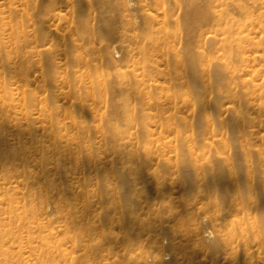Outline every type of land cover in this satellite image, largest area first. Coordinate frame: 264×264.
<instances>
[{
  "label": "bare ground",
  "instance_id": "6f19581e",
  "mask_svg": "<svg viewBox=\"0 0 264 264\" xmlns=\"http://www.w3.org/2000/svg\"><path fill=\"white\" fill-rule=\"evenodd\" d=\"M42 1L46 9L39 15L40 39L43 47L50 41L46 46L50 53L61 51L52 54L48 66L54 69L60 93L67 101L60 104L52 93L47 97L44 89L28 83L30 67H21L18 71L12 66L10 78L18 84L16 95L20 100L16 103V95L6 89L0 70V179L3 180L0 184V264L3 260L13 263V249H8L6 244L18 236L19 227L31 241L30 264H160L161 248L173 264H204L195 258L208 247L205 239L209 240L210 235L203 234L198 214L189 212L183 205V194L179 201L187 215L177 216L179 211L170 216L148 213L153 204L161 201H169L177 209L178 204H173L176 188L183 190L186 184L195 188V197L199 193L206 199L219 193L218 210L212 204L204 211L211 213L210 209H215L216 213L208 215L212 231L229 248L220 230L228 227L233 216L238 214L233 219L249 216L253 222L255 216L264 218V200L257 198L245 209L226 191L248 183L249 158L254 179L259 181L264 176V147L253 141L258 131L247 129V123L261 121L257 114L264 112V79L258 81L262 70L258 72L255 58L249 57V51L264 50V37L252 35L256 27L264 29V0H83L76 22L81 28H88L90 21L97 19L103 24L99 33L89 30L83 33L71 27L70 13L64 15L55 7L63 0ZM95 3L112 9L114 18L104 17L101 10L97 12ZM89 5L94 6L93 12L89 11ZM63 18L69 22L72 42L61 49L51 41L59 30L54 28L57 32L53 33L49 23ZM23 40L19 36L9 38L14 46ZM112 42L118 45L112 46ZM207 42H210L208 47ZM6 46L0 38V54H8ZM211 49L223 58L219 72L227 79L217 91L228 100L225 110L233 112V131L238 134L240 151L238 156L227 152L225 143L212 139L199 145L202 153L197 152L195 144H190L184 147L186 157H173L170 144L152 145L150 121L185 122L188 112L194 108L190 93L195 80L206 91L214 89L212 82H205L207 64L212 61V58L206 59V54H211ZM40 50L33 49L32 54H40ZM117 53L124 54L126 63L115 59ZM101 58L112 61L117 70L113 73L106 70L99 63ZM10 61L7 56V62ZM68 67L76 68L78 73L74 79L70 78ZM181 90L184 92L179 97L177 93ZM110 92L111 110L101 111V104ZM74 96L76 99L71 100ZM34 112L38 113L37 119L33 117ZM62 115L71 117L69 136L61 133ZM200 115L202 120L207 118L203 108ZM31 118L52 125L46 133V126L30 123ZM102 119L108 122L107 138L119 144L112 146L114 158L104 161L101 168L105 173L115 171V178L122 181L124 190L120 192L109 180L106 182L109 195L116 199L120 194L125 202L114 205L108 216H77L72 214L74 211H70L69 205L78 204L80 199L74 197L69 202L62 186L55 185V175L79 170L85 164L95 165L92 140L98 128L95 123ZM133 120L144 122L147 137L142 151L129 147L130 142L125 140L128 131L120 124ZM28 136L40 143L30 148ZM106 140L102 135L100 141ZM86 141L89 144L83 145ZM83 154L86 158H81ZM67 162H72L73 167L68 169ZM72 187L86 190L82 183ZM47 203L54 204L62 216L42 217V208ZM81 203L86 209L84 213H88L91 204L87 195H83ZM128 203L134 205L126 207ZM168 210V206L163 209ZM219 216H224L226 221L221 222ZM259 239L257 232V241L250 245L252 249ZM240 248L239 255H244L243 242ZM239 255L236 264H244Z\"/></svg>",
  "mask_w": 264,
  "mask_h": 264
},
{
  "label": "rangeland",
  "instance_id": "374dc122",
  "mask_svg": "<svg viewBox=\"0 0 264 264\" xmlns=\"http://www.w3.org/2000/svg\"><path fill=\"white\" fill-rule=\"evenodd\" d=\"M65 1L66 0H63L57 3L55 5L56 10L61 11L64 15L66 13L67 14L70 13L69 19L70 20L72 19L71 21L74 23L76 22L75 17L77 16L78 9H81L83 6L82 5L83 0L81 1L80 0H70L71 2L73 1L72 4L71 2L70 4H68L67 2L65 3ZM132 1L133 0H131V2ZM133 2H136V0H134ZM43 5H45V3L42 0H27V1L26 0H0V11H1L0 12V38L6 42V45H7L6 48L9 51V52L7 51L8 54H0V70L2 71L4 75L3 80H5L6 89L8 91L14 92L15 93L14 96H15L18 84L14 83V80L12 81L10 78V76L13 73L12 68L15 67L19 71V68L21 69V67H25V66H27L28 68L30 67L29 69L31 72L28 77L29 79L27 80L28 83L32 85H36L38 88L44 89V93L45 95H47V97L50 96V94L52 93L56 99H59L58 102L60 104L62 103L65 104L67 100H65V98H63V96L60 93L61 87H60L59 80L55 75L56 73L54 69L48 66V60L52 59L51 58L52 54H58V52L60 53L61 51L58 50L55 53H50L48 49L46 50V46H48L50 41L47 40L48 44L46 43L47 45H44L43 47L41 39H40L41 38L40 29L41 28H40V22H39L40 20L39 15L46 9V6H43ZM89 6H90L89 11H92V12L94 10L92 9V7L95 6L96 8L97 6L98 8L97 12H100L99 10H101V13L104 17L114 18L115 16V12L112 9H109L107 6L103 5L104 6L103 7L100 4H96V3L94 4V6L92 5H89ZM134 7H136V5ZM71 8H72V11H71ZM56 22L54 20H51L49 23L51 24L53 33L59 30L57 35L54 36L52 40L51 39L50 40L54 43V45L56 44L60 45L59 48L61 49L65 47H69L72 42V39L69 34L70 32L69 24H68L69 22L65 18L61 20H56ZM73 23H71L72 24L71 27L73 28L75 27L80 32H83V33L86 32L87 30L93 33L94 32L99 33L100 27L103 25L100 22L99 24L97 19H94V20L92 19L90 21V25L88 26V28L87 27L81 28L77 22H76L77 24H73ZM55 25L58 27H56ZM54 28L57 30L54 31ZM254 30L255 31L252 33L254 38L264 37L263 28L260 29L256 27ZM17 35L20 38H24V40L22 41L21 44H16L14 46L10 44L9 38L12 36L18 37ZM114 45H118L117 42H112V46ZM205 45L208 47L210 45V42H207ZM33 49L35 50L41 49L40 54H37V55L32 54ZM255 51H251V52L249 51V57L255 58V66L258 69V72L262 70V74L258 76L259 80L257 79L258 81H261L264 79V50L262 48H258ZM217 52L218 51L213 50L211 54H206V59L207 57L212 58V61L207 64L208 71L206 72L207 78L205 82L208 84L212 82L214 89H212V91L210 90L206 91L202 87L201 83L199 82L200 83L199 85V83H197L198 81L195 80V82L192 85V90L190 93V97L192 98V103H193L194 108L193 110L191 108V110L188 112L187 120L185 122L184 121H170L168 123L165 121H158V120L150 121L151 126L149 127L148 131L151 134L150 135L151 138L154 139L152 145L157 146L162 142L168 143V145L170 144L172 148L170 154H172L173 157L175 156H177L178 158L186 157V155L184 154L185 153L184 147L190 144L192 145L195 144V149L197 150V152L202 153V147L199 145H201L204 140L209 141L212 139L220 141V143L222 142L225 143L227 152L234 153L235 155L237 154L238 156V152L240 151V148L239 146H237L238 142L236 141V136H238V134L234 133L235 131H233V128L235 125V119L232 116L233 112L232 110L230 111L225 110V107L229 105V103H227L228 100L224 96L220 95L219 92L217 91V88L221 85V83L224 82L225 79H227L226 76L224 77L222 72H219L223 58L221 57V54ZM21 54L22 55L24 54V56H22ZM7 56H10L11 58L10 63L7 62ZM123 57H124V54L119 53L118 55L117 53L115 56V59L117 61H122V63L124 64L126 63V60L123 59ZM99 63H101V65L104 68L106 67L105 68L106 70L112 73L117 70L113 66L112 61L110 62V61H107L106 59L101 58L99 60ZM108 63L110 64L112 63V64L110 65ZM75 69L76 68L74 67L73 69L68 67V74L70 75L71 79H74L75 75H77L78 73ZM58 70H60L59 67H58ZM218 74L220 76H218ZM51 75L53 76L54 79L52 78ZM221 75H223L224 79H222ZM246 76H251V75H246ZM198 87L200 88L198 89ZM81 91L82 89L78 91L77 94L75 93V96H77L78 93ZM197 91H199V93ZM183 92L184 91L182 90L179 91L177 93L178 96L180 94L182 95ZM111 93L112 92L106 94L105 102L101 104L102 105L101 111H105V110L108 111V109L111 110V104L109 101L110 97L112 96ZM75 96L71 100H75L76 99ZM187 97H188V94H187ZM15 99H16V103L17 101L20 103V100L18 99L17 95L15 96ZM221 107L223 108V110H221ZM62 108H64V106ZM202 108L205 110L206 116H207L205 120L203 119L204 121L201 119V115H200ZM34 111L36 112L37 110H34ZM35 112L33 114V117L34 119H37L36 116L38 113H35ZM259 112L260 113L257 115H259V117L261 118V121L252 122V123L248 122L247 124L249 125H247V129H254L258 131V133H256V135L253 136V141H256L259 145L262 144V146L264 147V129H263L264 128V112L263 110ZM63 113H64V109H63ZM135 113L137 112L135 111ZM222 118L225 120L221 122ZM30 121H32L30 123H33L35 125L43 124L44 126H46L47 128L46 133L52 125L50 122L48 123V121L38 122L36 120H33L32 118ZM107 123L108 122L106 121V119L98 120L95 123L98 127V128L96 127L97 130L94 132L93 140H92V144L94 146L93 149L96 150L93 153L94 155L92 156L95 162V165L87 166V164H85L79 170H76V171L71 170L68 173H60V174L55 175V182H54L55 185L62 186L63 195L64 197L69 199L68 200L69 202L73 200L72 198L74 197L80 199V202L78 204L71 205L70 203L69 205V208L71 209L70 211L71 212L74 211L72 212V214H77V216H108L110 213V210L112 209L114 205L124 204L125 202L124 201L125 199L120 194H119V197L116 199H112L109 195V191H108L109 188L107 187V184H106V182L109 180L113 181L116 184L117 189L120 192L124 190V184L122 183V181L119 178H115L116 177L115 171H113L112 173L110 171L105 173L104 170L101 168L104 161L111 160L112 158H114V154L112 153V150H113L112 146L114 145L117 146L119 144L118 141L110 140L109 138H107L108 136ZM60 124H61V127H60L61 133L67 134L68 136L72 134L71 133V129H72L71 117L62 115ZM120 124H121L122 129H126L128 131L127 137L125 140L130 142L129 147H133V148L138 149L139 151H142L144 148V140L147 137V134L145 133V127L143 125L144 122L142 123L139 120H133V121H126ZM167 126H170L171 129L168 128ZM102 135L106 136V139H107L106 142L100 141V138L102 137ZM159 137H161L160 140H158ZM11 141L13 142V139H11ZM27 142L30 148H34L40 143L37 139L33 137L27 138ZM88 144H89V141L83 142V145H88ZM82 157L86 158V155L83 154L81 158ZM71 159L73 162V158ZM72 162H67L66 167L68 169L70 168V166L73 167ZM53 172L54 170L51 169V173ZM180 173L184 174L182 170ZM186 173H185V177L187 178L188 174L186 175ZM53 175L54 174H52V176ZM21 179L22 178H20V181L23 180ZM4 181L7 182V180H4ZM1 182H3L2 179H0V184ZM79 183H82L83 185L85 184L86 190H83V189L79 190V188L75 189L72 187ZM183 183L185 182L183 181ZM49 186L50 188H52V185H49ZM176 190L177 191L174 194L173 204L176 206L178 204L177 211H179L180 213H178L179 215L177 216L187 215L183 213L184 212L183 205H185V208L188 209L189 212L193 211L195 215L198 214V216L201 218L203 234L207 235V233L211 231L210 236H208V239L209 238L210 239L209 240H207V238L205 239V242L208 245V247L204 248L198 254V257L195 258V261L196 262L203 261L202 263L204 264H223L221 257L229 253L230 248L226 246L225 242L221 239V237L215 231H212L213 226L210 221V217L208 216L209 212L206 213L204 211L205 209L198 208L200 201L204 200L205 198H202L199 196V199H196L195 202H192L195 198V192L197 191L195 190L193 186H190L187 184H186L185 189L179 191V188H176ZM180 194H183V198H184L183 205H180L181 203ZM83 195L84 196L87 195V197L90 199L91 207L88 208L89 209L88 213H84L86 209H84V205L83 203H81V198L83 197ZM133 205H134L133 203H128L126 207L133 206ZM42 211H43L41 215L42 217H45L46 215L47 216H62L60 211L57 210L55 205L52 203L44 204ZM210 212L216 213L215 209H210ZM150 216H157V215L153 213ZM160 216H163V215H160ZM255 217L260 218V216H255ZM219 220L221 222L226 221L224 219V216H219ZM16 232L19 237L14 236L13 239L9 240V242L6 244L8 249H13L12 250L13 251L12 252L13 253V258H12L13 263H10L9 260L2 259L3 260L2 264H30L31 262L29 259L31 257V250H30L31 241L28 239V236L23 231V229H21V227L17 228ZM20 235H23L22 236L23 239L20 238ZM215 244L218 245L216 249L211 247L212 245H215ZM256 248H257V245L254 244L253 249H256ZM241 252L242 250L240 248V253ZM239 256H240L239 257L240 262L244 261V255L241 254ZM4 261H7V262H4ZM166 263L173 264L171 262V257H170V260H168ZM229 264H234V260H230Z\"/></svg>",
  "mask_w": 264,
  "mask_h": 264
},
{
  "label": "clouds",
  "instance_id": "9594fccd",
  "mask_svg": "<svg viewBox=\"0 0 264 264\" xmlns=\"http://www.w3.org/2000/svg\"><path fill=\"white\" fill-rule=\"evenodd\" d=\"M249 171L248 177L249 181L244 187H236L234 189H227L231 193L232 199L239 201V206L241 208H245L247 205L254 203L257 198L261 201L264 200V176H261L259 181L254 179V174L251 168V160L249 158ZM199 193H197L196 197L192 202H195L196 199H199ZM221 203V198L219 193L209 195L206 199L201 200L198 208L204 209L209 207V205L215 204L217 205V210ZM168 206V211H163L164 207ZM178 209L172 208L169 201H161L153 204L152 208L148 210L149 215L155 214L157 216H170L173 212ZM208 215H211L209 213ZM238 215V214H237ZM235 215V216H237ZM233 216V217H235ZM231 219L229 225L226 229L220 230V234L226 239L228 244L230 245V252L221 257L223 264H229L230 260H234V264H236L238 254L240 253V244L244 243L246 251L244 252V264H264V218H255L253 222L252 218L249 216H245L243 219ZM147 220L148 217L146 216ZM245 225L247 228L245 229ZM258 226V229L257 227ZM257 232L259 234V243L256 248V255L253 256L252 253L254 249L250 247L252 243H255ZM211 232L207 233L210 235ZM167 243V241H165ZM211 250V249H209ZM158 259L160 260V264H166V262L170 259L168 253L164 252L163 249L158 253Z\"/></svg>",
  "mask_w": 264,
  "mask_h": 264
}]
</instances>
